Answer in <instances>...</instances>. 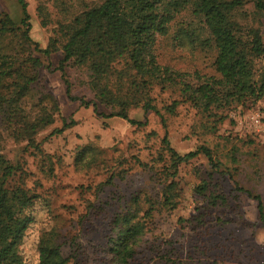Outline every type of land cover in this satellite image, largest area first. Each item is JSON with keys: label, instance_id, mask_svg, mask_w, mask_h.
Masks as SVG:
<instances>
[{"label": "rangeland", "instance_id": "1", "mask_svg": "<svg viewBox=\"0 0 264 264\" xmlns=\"http://www.w3.org/2000/svg\"><path fill=\"white\" fill-rule=\"evenodd\" d=\"M103 1L26 0L30 37L39 49L55 44L57 51L48 57L34 52L42 62L36 70L38 81L20 105L26 121L46 113L52 122L32 139L17 140L13 129L0 120L2 152L21 167L8 184L13 186L23 177L24 189L39 196L27 228L22 227V219L11 220L0 207V251L13 246L10 264H39V241L45 233L54 232L65 257L75 249L71 245L75 241L83 264H115L108 252L109 224L113 217L124 214L146 229L145 244L131 264H264V225L253 198L260 197L264 205V98L255 104L249 101L244 106L214 109L208 118L201 105L183 95L180 83H163L157 80L159 74L149 71L153 78L148 96L159 114L145 113L141 106L129 107L130 118L147 123L138 128L101 116L115 113L118 101L129 99L122 92L129 90L128 81L119 83L118 90L108 93L110 98L102 102L89 66L71 62L65 70L76 100L69 99L59 70L63 47L75 18ZM3 13L19 22L18 0H0V18ZM230 16L242 27L239 36L244 41L249 40L251 29L264 36V14L253 0L232 10ZM182 25L201 32L191 5L170 23L167 36H157L154 53L159 65L188 74L186 83L196 84V71L214 74L215 50L200 44L176 45L175 35ZM20 35H0V52L17 53L24 59L29 49ZM117 64L119 69L128 67ZM252 66L259 80L264 57L253 58ZM80 100L95 101L98 112ZM60 115L68 123L75 122L55 133L63 128ZM219 116L225 119L214 127ZM166 131L179 153L205 145L220 168L214 171L204 155L180 165L173 209L165 207L162 198L168 183L163 169L171 164L162 143ZM203 183L204 192L197 188ZM212 199H217L216 204Z\"/></svg>", "mask_w": 264, "mask_h": 264}, {"label": "trees", "instance_id": "2", "mask_svg": "<svg viewBox=\"0 0 264 264\" xmlns=\"http://www.w3.org/2000/svg\"><path fill=\"white\" fill-rule=\"evenodd\" d=\"M253 1L257 10L264 14V0ZM246 2L247 0H104L89 8L75 18L74 26L63 47L64 57L59 65L69 99L76 100L71 96V85L65 67L74 62L76 66H89L97 97L102 102L110 98L109 95L114 94V90H118L119 83L128 81L129 90L122 92L129 99L118 101V110L115 113L101 116L124 120L133 127L143 128L147 123L130 118L129 107L141 106L145 113L159 114L148 96L150 79L153 78L151 73L159 74L157 80L163 83H180L183 95L201 105L208 118L212 117L214 109L244 106L249 101L257 103L264 98V72L259 80L255 79L252 59L264 57V36L260 30L251 29L249 40L244 41L242 36H239L242 27L233 22L230 16L232 10L242 7ZM18 3L22 10L21 20L16 22L9 14L3 13L0 18V35L20 32L29 53L22 59L17 53L0 52V112L3 115L0 120L7 122L9 128L13 129V136L17 140H30L52 122L46 113L32 121H26L28 117L24 115L25 110L20 105L38 81L36 70L42 62L34 56V52H41L48 57L56 52L57 48L55 44H51L45 50L39 49L38 43L30 37L32 26L27 2L18 0ZM189 5L192 6L193 15L200 21L201 32H197V27L182 25L175 35V44L180 47L185 44H200L215 50L214 74L202 75L196 71L193 75L198 80L196 84L186 83L188 74L159 65L154 53L157 36H167L170 23ZM206 32L210 34V39L205 36ZM187 47L189 46L184 48ZM119 62L126 63L127 69H123L125 66L119 69ZM80 101L84 105H92L94 111L98 112L95 101ZM56 108L60 113L57 105ZM60 118L63 128L55 133H62L75 122L68 123V119L62 115ZM224 119V116H219L214 127ZM23 121V124H19ZM162 122L166 129L164 119ZM2 139L0 131V142ZM162 143L170 153L171 162L163 169V175L168 181L163 190V205L173 209L179 191L176 178L180 165L204 155L214 171L218 172L220 168L212 151L205 145L181 154L171 146L168 131ZM20 170V164H13L4 156L0 144V207L8 213L11 220L22 219V227L27 228L33 221L31 211L39 196L24 189L23 177L13 186L8 184ZM197 188L204 192L206 184L203 183ZM248 195L253 197L250 193ZM253 198L258 202L260 220L264 225L263 202L260 197ZM211 202L216 204L217 199H212ZM109 226L112 234L107 245L111 259L115 264H131L145 244V225L133 223L128 216L119 214L113 217ZM55 237L54 232L42 235L38 244L39 264H83L79 258V245L75 241H71L75 249L69 257H65ZM12 250L13 246H8L0 251V264H10L8 260Z\"/></svg>", "mask_w": 264, "mask_h": 264}]
</instances>
